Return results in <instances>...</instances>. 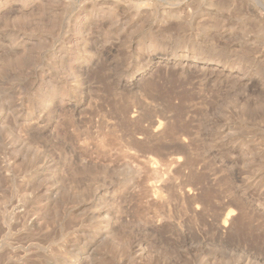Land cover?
I'll return each instance as SVG.
<instances>
[{"label":"rangeland","instance_id":"374dc122","mask_svg":"<svg viewBox=\"0 0 264 264\" xmlns=\"http://www.w3.org/2000/svg\"><path fill=\"white\" fill-rule=\"evenodd\" d=\"M0 264H264V0H0Z\"/></svg>","mask_w":264,"mask_h":264}]
</instances>
